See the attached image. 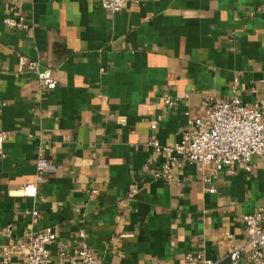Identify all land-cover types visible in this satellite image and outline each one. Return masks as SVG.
Masks as SVG:
<instances>
[{
  "label": "crops",
  "instance_id": "1",
  "mask_svg": "<svg viewBox=\"0 0 264 264\" xmlns=\"http://www.w3.org/2000/svg\"><path fill=\"white\" fill-rule=\"evenodd\" d=\"M18 14L25 27L7 28ZM19 57L49 69L54 87L19 71ZM234 96L264 104V0H133L118 12L100 0H0V247L52 227L67 247L82 230L97 264L190 253L230 264L242 215L264 209V160L215 173L182 163L153 178L163 156L147 143L171 146L185 113Z\"/></svg>",
  "mask_w": 264,
  "mask_h": 264
},
{
  "label": "built area",
  "instance_id": "2",
  "mask_svg": "<svg viewBox=\"0 0 264 264\" xmlns=\"http://www.w3.org/2000/svg\"><path fill=\"white\" fill-rule=\"evenodd\" d=\"M133 0H100V7L109 12H118ZM4 25L13 30L23 29L25 22L20 14L16 17L3 18ZM18 70L33 73L39 84L51 89L55 85L51 71L40 69L38 63L25 57L18 58ZM176 100L164 98L163 103L172 107ZM188 129L171 146H162L155 139L148 145L153 151L163 156V161L157 169L148 174L153 178H169L170 170L182 163H194L199 168L209 167L212 173L223 168L230 169L234 164L241 163L249 168V160L258 155L264 160V104L245 106L237 97L228 101H202L194 115L187 112ZM154 128V125H150ZM4 133H0L1 139ZM1 155V151H0ZM36 170L40 171L43 161H36ZM201 182L207 192H212L209 175H201ZM33 184L21 186V195L30 196ZM93 193V191H91ZM35 221L37 212H29ZM244 229V240L232 245L226 253L230 264H234L243 255L249 264H264V209H256L241 217ZM3 232L9 234L6 226ZM83 232H77V240L67 247L58 240L52 227H44L36 232L22 235L18 242L3 244L0 247V264H11L14 257L22 258L16 264H48V246L54 248L58 264H97L92 250L83 240ZM181 264H218V261L205 257L202 253H190L182 257Z\"/></svg>",
  "mask_w": 264,
  "mask_h": 264
}]
</instances>
